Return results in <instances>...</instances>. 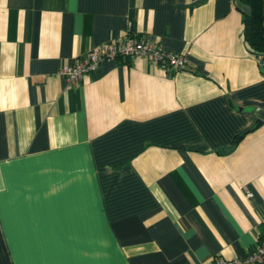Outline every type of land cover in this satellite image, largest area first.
Wrapping results in <instances>:
<instances>
[{
    "label": "crops",
    "instance_id": "1",
    "mask_svg": "<svg viewBox=\"0 0 264 264\" xmlns=\"http://www.w3.org/2000/svg\"><path fill=\"white\" fill-rule=\"evenodd\" d=\"M126 36L186 66L59 74ZM260 62L235 0H0V264L248 255L264 237Z\"/></svg>",
    "mask_w": 264,
    "mask_h": 264
},
{
    "label": "built area",
    "instance_id": "2",
    "mask_svg": "<svg viewBox=\"0 0 264 264\" xmlns=\"http://www.w3.org/2000/svg\"><path fill=\"white\" fill-rule=\"evenodd\" d=\"M138 56L147 60L152 65L161 69H183L187 59L184 55L165 50L159 44L145 38H134L126 36L116 42H105L92 49L88 55L72 66H64L59 74L68 82H76L85 74L95 70L99 63L105 59L116 57ZM262 61V57L258 56ZM246 196H252L247 191ZM213 264H264V237H262L255 248L243 258L225 260L217 258Z\"/></svg>",
    "mask_w": 264,
    "mask_h": 264
},
{
    "label": "trees",
    "instance_id": "3",
    "mask_svg": "<svg viewBox=\"0 0 264 264\" xmlns=\"http://www.w3.org/2000/svg\"><path fill=\"white\" fill-rule=\"evenodd\" d=\"M242 5L249 7V12H242L243 37L252 54L261 56L264 67V0H240ZM213 264V263H212Z\"/></svg>",
    "mask_w": 264,
    "mask_h": 264
},
{
    "label": "water",
    "instance_id": "4",
    "mask_svg": "<svg viewBox=\"0 0 264 264\" xmlns=\"http://www.w3.org/2000/svg\"><path fill=\"white\" fill-rule=\"evenodd\" d=\"M235 1H236V4L241 8L242 11L249 12V7L248 6L242 5L240 3V0H235ZM257 122L259 123L260 122V119Z\"/></svg>",
    "mask_w": 264,
    "mask_h": 264
}]
</instances>
